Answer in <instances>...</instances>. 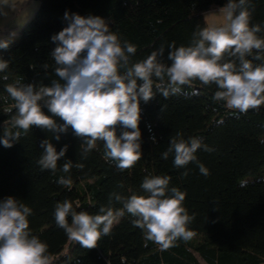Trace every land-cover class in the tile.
I'll list each match as a JSON object with an SVG mask.
<instances>
[{
	"label": "trees",
	"instance_id": "1",
	"mask_svg": "<svg viewBox=\"0 0 264 264\" xmlns=\"http://www.w3.org/2000/svg\"><path fill=\"white\" fill-rule=\"evenodd\" d=\"M37 9L17 31L18 38L0 55L8 60V81L0 79V125L8 119L3 112L14 101L3 100L4 84L20 79L25 84L50 86L55 75L51 52L56 47L51 37L68 26L67 11L81 16H99L121 41L136 47L130 62L145 59L164 47L167 60L169 45L188 46L197 26L206 27L203 12L221 8L227 0H36ZM250 26L264 29V0H249ZM264 37V31L258 33ZM249 59H251L249 57ZM47 63L45 70L43 65ZM254 63H259L255 61ZM123 71V70H121ZM155 90V89H154ZM216 85L204 86L195 80L182 86L180 94L165 99L157 92L148 103L140 102L142 157L133 167L118 170L104 158L103 142L82 156L81 140L69 128L59 141L51 132L33 126L13 147L0 144V200L9 196L31 208L29 228L47 245L50 264H261L264 263V105L246 114L229 109L212 97ZM47 113V109H44ZM13 114L15 109H12ZM58 123L62 121L58 120ZM121 131L117 129V134ZM202 138L211 152L200 149L198 161L208 169L203 175L196 163L186 168L167 160L171 137ZM2 135V127H0ZM155 136L154 143L152 137ZM49 139L67 152L55 173L41 170L38 160L42 140ZM66 160L73 162L69 173L62 172ZM82 164V168L75 164ZM187 171L188 175L182 173ZM146 175L171 177L169 187L186 193L183 206L194 219L188 225L192 238L177 240L168 249L144 238L128 214L114 223L110 235H103L93 249L70 239L56 225L55 205L68 199L76 210L96 214L107 205L109 195L118 192L143 195L140 184ZM60 176L71 177V188L59 185ZM123 183L124 187H118ZM243 185V186H242ZM114 207L121 205L113 201ZM70 222V218H69Z\"/></svg>",
	"mask_w": 264,
	"mask_h": 264
},
{
	"label": "clouds",
	"instance_id": "2",
	"mask_svg": "<svg viewBox=\"0 0 264 264\" xmlns=\"http://www.w3.org/2000/svg\"><path fill=\"white\" fill-rule=\"evenodd\" d=\"M248 4L249 0H227L219 9L224 24L203 28L198 25L188 46L176 47L174 42L169 45L170 65L162 59L163 46L145 59L130 62L136 47L121 41L103 18L70 15L66 11L68 26L51 37L56 47L50 55L59 79L52 80L50 86L25 84L20 79L4 84L7 96L3 100L10 98L14 103L3 109L9 118L0 125V144L13 147L33 126L51 132L57 141L71 128L81 140L84 158L97 147V141H102L104 158L123 171L133 167L143 155L140 102L148 103L157 92L167 99L180 94L182 86L198 80L204 86L216 85L213 101H222L227 108L242 114L250 109L258 111L264 105V37L258 33L264 29L259 24L250 26ZM5 6L7 0L0 4V16L6 15ZM11 35L14 37L15 33ZM12 43L13 39H0V49L7 50ZM8 66V60L0 55V73H6ZM43 68L47 70L48 64ZM0 79L8 81L9 75ZM152 140L156 142L155 136ZM40 147L41 170L55 173L68 145L58 152L45 139ZM200 149L214 150L202 138L183 139L177 134L170 138L161 156L167 160L172 154L176 168L196 163L200 172L208 175V169L196 155ZM73 166L71 160H66L62 172L69 173ZM75 167L83 165L77 163ZM182 175L187 176L188 172ZM170 180L167 175H146L140 184L143 195L110 193L108 204L101 205L96 214L78 212L65 199L55 205L56 225L81 247L93 249L103 235H110L114 223L128 214L133 218V226L143 231L145 240L162 249H168L177 240L187 242L193 236L188 225L195 217L183 206L186 193L169 187ZM56 182L69 189L72 185L70 176H60ZM118 187L123 188V183ZM113 201L121 207H114ZM31 213L30 207L14 197L0 200V264H50L47 245L30 231Z\"/></svg>",
	"mask_w": 264,
	"mask_h": 264
},
{
	"label": "rangeland",
	"instance_id": "3",
	"mask_svg": "<svg viewBox=\"0 0 264 264\" xmlns=\"http://www.w3.org/2000/svg\"><path fill=\"white\" fill-rule=\"evenodd\" d=\"M0 4H3V0H0ZM36 9V0H7V6L4 8L6 15L0 16V39L14 40L18 38L17 31L33 15ZM219 9H209L203 12L208 27L212 25L219 26L226 22L224 16L219 13ZM12 33H15L14 37L11 35Z\"/></svg>",
	"mask_w": 264,
	"mask_h": 264
},
{
	"label": "crops",
	"instance_id": "4",
	"mask_svg": "<svg viewBox=\"0 0 264 264\" xmlns=\"http://www.w3.org/2000/svg\"><path fill=\"white\" fill-rule=\"evenodd\" d=\"M214 9H216V8H214Z\"/></svg>",
	"mask_w": 264,
	"mask_h": 264
}]
</instances>
